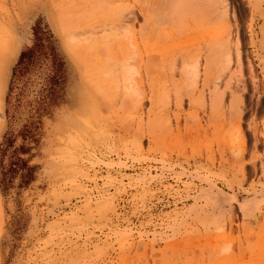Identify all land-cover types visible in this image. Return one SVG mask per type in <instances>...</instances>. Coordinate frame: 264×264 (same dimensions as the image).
I'll list each match as a JSON object with an SVG mask.
<instances>
[{"label": "rangeland", "instance_id": "374dc122", "mask_svg": "<svg viewBox=\"0 0 264 264\" xmlns=\"http://www.w3.org/2000/svg\"><path fill=\"white\" fill-rule=\"evenodd\" d=\"M37 18L58 87L40 58L6 104ZM0 96L38 141L0 264H264V0H0Z\"/></svg>", "mask_w": 264, "mask_h": 264}, {"label": "trees", "instance_id": "16d2710c", "mask_svg": "<svg viewBox=\"0 0 264 264\" xmlns=\"http://www.w3.org/2000/svg\"><path fill=\"white\" fill-rule=\"evenodd\" d=\"M33 42L31 46L21 50L17 57V61L11 70L10 81L7 88V95L5 98L8 104V98L13 90V79L17 74L24 76L31 71L35 65L40 61V58L49 60L52 66V75L47 79L49 86L46 91L51 90L52 87H58L59 73L63 66L59 58V52L55 46V39L50 29L43 23L41 18H37L32 26ZM58 59V60H57ZM33 124L24 125L19 131L18 136L22 143L15 147V137L7 132L3 136L0 144V193L2 197H6L11 189L24 190L36 181V165H29L30 160L23 159V156H28L32 159L31 147L26 145L28 136L31 135V143L38 144L35 136L30 134ZM36 128V127H35ZM29 134V135H28ZM9 155L8 165L5 166L4 158ZM15 180L18 183L15 185Z\"/></svg>", "mask_w": 264, "mask_h": 264}, {"label": "bare ground", "instance_id": "6f19581e", "mask_svg": "<svg viewBox=\"0 0 264 264\" xmlns=\"http://www.w3.org/2000/svg\"><path fill=\"white\" fill-rule=\"evenodd\" d=\"M62 32V31H61ZM67 35V34H66ZM65 37H67V38H70V37H68V35L67 36H65ZM65 40H67V39H65ZM69 41V40H68ZM66 44V43H65ZM70 44H71V41H70ZM73 45V44H72ZM71 45V46H72ZM94 46V45H93ZM96 46V45H95ZM94 46V47H95ZM100 46V45H99ZM70 47V46H69ZM91 47H92V45H91ZM98 48H100V47H98ZM104 48V47H103ZM102 48V49H103ZM106 48V47H105ZM73 49V48H72ZM99 51V50H98ZM108 62H110V61H108ZM113 64H117V63H113ZM121 64V63H120ZM1 110H2V100H1V96H0V113H1ZM2 119V118H1ZM2 132V121H0V133Z\"/></svg>", "mask_w": 264, "mask_h": 264}]
</instances>
